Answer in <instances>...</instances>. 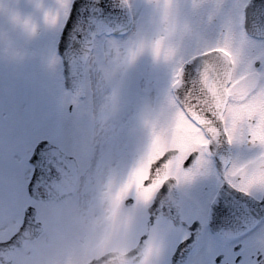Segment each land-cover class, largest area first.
<instances>
[{
	"label": "snow or ice",
	"instance_id": "obj_1",
	"mask_svg": "<svg viewBox=\"0 0 264 264\" xmlns=\"http://www.w3.org/2000/svg\"><path fill=\"white\" fill-rule=\"evenodd\" d=\"M16 7L23 28L0 16V264H264L253 238L208 229L222 198L264 201V0Z\"/></svg>",
	"mask_w": 264,
	"mask_h": 264
},
{
	"label": "flooded vegetation",
	"instance_id": "obj_2",
	"mask_svg": "<svg viewBox=\"0 0 264 264\" xmlns=\"http://www.w3.org/2000/svg\"><path fill=\"white\" fill-rule=\"evenodd\" d=\"M230 150L246 151V149L236 148H231ZM140 171L141 173H145L147 168L145 171L143 169ZM211 195V184H209L205 203L211 198ZM200 207V204L191 205L188 209L189 214L196 213L200 210ZM260 224H264V201L252 200L242 193H235L234 198L229 197L227 202L222 198L218 204L213 206L211 215L208 217V229L216 237L214 241L216 244L221 243L225 238H253L254 244L264 246V235L258 234ZM246 233L248 235H245ZM179 256L177 254V258ZM146 257L141 263L150 261Z\"/></svg>",
	"mask_w": 264,
	"mask_h": 264
},
{
	"label": "rangeland",
	"instance_id": "obj_3",
	"mask_svg": "<svg viewBox=\"0 0 264 264\" xmlns=\"http://www.w3.org/2000/svg\"><path fill=\"white\" fill-rule=\"evenodd\" d=\"M38 2H39V0H31L32 7L34 9L36 8V5H37ZM154 2H155V0H153V3ZM17 3H18V0H0V16L9 18L14 25H16V26H18L20 28H23L24 20L27 19L28 17H27V15L25 13H23L21 10H19L16 7ZM156 19L158 20L159 17H156ZM35 23H36L37 29H39L40 27H42V21H35ZM216 23H218V21H216ZM162 36L164 38V34L163 33H159L158 34V38H161ZM173 41H174V43H177L180 46L183 45L182 38L180 37L179 34H177L176 36L173 37ZM17 51H18L19 56L22 57L24 55V52H23L22 49L16 50L14 48L8 50L7 54L8 55H12L13 53H16ZM146 62H147L146 58L145 59H142L139 62L138 67H141L142 68L146 64ZM181 130H184L185 133H186V129H185V126H184L183 123L182 124H179L177 126V131L180 132ZM143 133L145 135V138L147 139L148 136H149L148 129L147 128L143 129ZM139 158L140 157H138V159ZM150 160H151V157L150 156L147 157V158H144L142 160L140 170L143 169V171H145L146 168H147V166H148V163L150 162ZM100 183H101V185H103L105 183V181L104 180H101ZM101 219L102 218H91L89 222L96 223V221H98V220L100 221ZM141 264H152V263L150 261H147L146 263L144 262V263H141Z\"/></svg>",
	"mask_w": 264,
	"mask_h": 264
},
{
	"label": "water",
	"instance_id": "obj_4",
	"mask_svg": "<svg viewBox=\"0 0 264 264\" xmlns=\"http://www.w3.org/2000/svg\"><path fill=\"white\" fill-rule=\"evenodd\" d=\"M223 147H224L227 151H223V150H222ZM220 151H221L222 153L229 152V151H230V147H229L227 144H223V145L220 146ZM217 162L219 163V160H217ZM106 264H115V262L112 261V260H110V261L106 262ZM128 264H131V262L129 261Z\"/></svg>",
	"mask_w": 264,
	"mask_h": 264
},
{
	"label": "clouds",
	"instance_id": "obj_5",
	"mask_svg": "<svg viewBox=\"0 0 264 264\" xmlns=\"http://www.w3.org/2000/svg\"><path fill=\"white\" fill-rule=\"evenodd\" d=\"M188 27H190V25H188ZM161 39H163V36L161 37ZM101 223V221H96V224L99 225Z\"/></svg>",
	"mask_w": 264,
	"mask_h": 264
}]
</instances>
